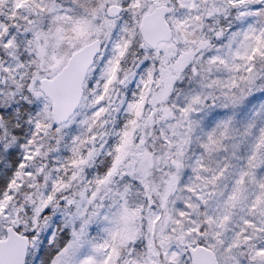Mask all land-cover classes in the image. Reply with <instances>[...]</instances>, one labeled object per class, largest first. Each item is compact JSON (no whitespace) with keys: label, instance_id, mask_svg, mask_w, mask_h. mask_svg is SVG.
Masks as SVG:
<instances>
[{"label":"snow or ice","instance_id":"6c2138e0","mask_svg":"<svg viewBox=\"0 0 264 264\" xmlns=\"http://www.w3.org/2000/svg\"><path fill=\"white\" fill-rule=\"evenodd\" d=\"M0 264H264V0H0Z\"/></svg>","mask_w":264,"mask_h":264}]
</instances>
